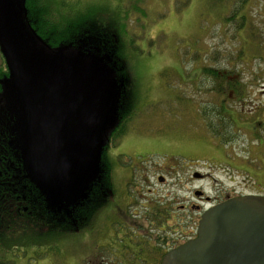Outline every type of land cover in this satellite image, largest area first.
Wrapping results in <instances>:
<instances>
[{
	"label": "rangeland",
	"instance_id": "1",
	"mask_svg": "<svg viewBox=\"0 0 264 264\" xmlns=\"http://www.w3.org/2000/svg\"><path fill=\"white\" fill-rule=\"evenodd\" d=\"M66 1L72 4L71 0ZM73 1V11L76 14L92 10L98 13V20L101 19L103 25L106 19V23L112 28L116 6L124 0ZM26 2L27 0H7L5 7L12 30H16V37L27 32L30 43H25L20 48L25 54L30 48H34L36 42L33 32L30 29L20 30V25L27 22L31 9L40 13V8L31 7L34 2L31 1L29 6ZM127 2L129 6L139 3L147 16L141 15L140 10L132 12L127 30L134 36L133 45L127 39L124 52L118 54L114 51L113 55L110 52V62L101 65L98 70L111 95L117 93L118 97L120 90L118 103L121 102L122 110L125 112L129 107L136 110L127 131L116 139L118 145L110 150L117 155L118 166L116 165L115 170L118 182L134 178L138 185L133 188L137 182L134 183L132 190L135 194L139 193L135 201L146 198L159 206L170 203L176 211L183 204L196 202L201 205L194 199L196 190L214 197L231 185L237 184L238 190L245 189L241 177L236 176L235 182L231 181L227 166L220 165L222 160L227 162L226 158L212 153L215 145L206 138L210 131L208 125L215 123L212 109L219 107L221 94L212 91V77L203 70L200 72L199 67L224 68L227 72L240 73L244 86L248 85V103H262L264 107V0H245V5L244 0ZM242 21L246 26L239 33L237 29ZM250 36L257 41L254 43ZM38 44L41 47L36 49L41 57L50 61L69 60L79 64L91 61L85 55L86 46L77 49L73 45L56 47L46 42ZM117 122H120L119 116L111 115L105 125L106 139H109L108 134ZM202 129L205 131H202L204 135L201 138ZM129 168H136L133 176ZM196 172L204 174L205 178H194ZM145 173L149 176L148 181L145 180ZM158 175L164 180L160 181ZM212 176L218 178L219 182L215 184ZM127 186L128 184H122V187L116 185V190L112 188L107 191L99 201V212H95L89 229V217L81 223L87 230V238L94 234L96 239L100 252L94 257L95 260L104 259L105 263H117L118 257L115 254L116 250H120L117 244L121 248L129 245L127 238V242L120 237L117 239L115 235L111 236V232L102 241L97 237L101 230L104 231L103 219L117 201L116 198L124 195ZM137 204L128 207V211L131 213L133 209L142 210V206ZM179 211L181 220H184V232H195L199 214L192 209L187 212ZM125 220L132 221L129 218ZM111 221L112 219L106 222L112 226ZM174 223L175 221H170V224ZM118 228L115 234L122 237L126 231L125 225H119ZM78 230L83 233L81 227ZM31 234L20 236V245L17 239L16 244L20 247L9 251L8 264H83L82 259L89 252L77 250L71 254L73 243H69L67 239L65 242L63 238L58 241L56 252L46 250L44 239L39 238L40 233ZM84 235H74V239ZM95 251L97 250L93 249L89 254L93 255ZM118 253L120 252L117 251ZM126 255L129 256L127 261L131 262L133 255L128 252Z\"/></svg>",
	"mask_w": 264,
	"mask_h": 264
},
{
	"label": "flooded vegetation",
	"instance_id": "2",
	"mask_svg": "<svg viewBox=\"0 0 264 264\" xmlns=\"http://www.w3.org/2000/svg\"><path fill=\"white\" fill-rule=\"evenodd\" d=\"M5 14L8 21L6 10ZM29 29L33 32L36 43L26 54L20 48L23 44L30 43L27 32L16 37V30L14 32L11 29L17 51L25 69L32 73L46 72L41 70L46 62L36 49L41 47L38 43H43L39 30L29 20L20 25V30ZM0 53V264H8L9 251L20 247V236L31 234L33 231L41 235L43 220L47 215L51 214V218L55 219L56 204L53 198L58 194V179L42 168L31 155L27 106L19 95L14 73L1 41ZM225 73L229 79L227 89L217 92L214 86L212 87V91L221 94V103L218 108L212 109L215 123L208 125L210 131L209 137L206 138L215 145L212 153L226 158L227 162L222 160L220 165L227 166L231 181L235 182L236 176L241 177L245 189L238 190L237 184L231 185L214 197L196 190L194 199L201 205L196 202L183 204L179 210L187 212L192 209L199 214L198 222L208 208L229 198L245 195L264 197V107L262 103H248V85L244 86L240 73ZM202 131L205 130H201V138ZM104 136L103 130L102 137ZM106 154L117 160L116 153ZM135 169L129 168L131 175ZM145 174V180L148 181L149 176ZM194 178L202 180L205 175L196 172ZM158 179L164 180L160 175ZM212 180L215 184L219 182L214 176ZM135 203L143 209H133L132 216L125 211L124 215L133 220L131 232L126 231L129 234V245L126 246L133 259L131 262L125 261V264H161L169 250L196 236L194 231L184 232V220H181L180 211H176L174 205L169 203L159 206L146 198L133 200L132 205ZM172 220L175 221L173 225L170 224ZM179 220L182 222L179 223ZM17 239L19 245L16 244ZM108 244L114 247L113 244ZM117 246L121 251V246Z\"/></svg>",
	"mask_w": 264,
	"mask_h": 264
},
{
	"label": "water",
	"instance_id": "3",
	"mask_svg": "<svg viewBox=\"0 0 264 264\" xmlns=\"http://www.w3.org/2000/svg\"><path fill=\"white\" fill-rule=\"evenodd\" d=\"M6 6L0 0V41L27 106L31 155L57 179L71 182L109 141L102 131L106 135L111 115L120 119V90L118 97L106 90L98 73L104 58L85 46L77 49L85 47L89 63L44 59L46 72L25 69ZM161 264H264V197L237 196L208 208L196 237L169 250Z\"/></svg>",
	"mask_w": 264,
	"mask_h": 264
},
{
	"label": "trees",
	"instance_id": "4",
	"mask_svg": "<svg viewBox=\"0 0 264 264\" xmlns=\"http://www.w3.org/2000/svg\"><path fill=\"white\" fill-rule=\"evenodd\" d=\"M31 1L34 2L31 7L35 6L40 8V13L36 9H31L30 15H28L27 18L29 22L34 23L36 28L39 30L41 39L44 40L43 42L56 47L57 45L58 47L69 45L76 47H89L94 53L103 56L104 63L110 62V52L112 55L115 54L114 51L118 54H122L124 52V43L127 39L131 40L133 45L134 36H131L127 30L128 19L132 17V12L140 10L139 13L141 15L147 16V12H145L144 8H141L139 3L135 5L130 4L129 6L127 0H124L120 3V5L116 6V13L113 18L114 25L110 28L109 24L106 23V19H104L103 25L101 19L98 20V15H96L98 13L94 11L92 12V10H90L89 13L80 11L79 14H76V11H73L75 5L73 0H71L72 4H69L66 0H27V6L31 4ZM246 3L247 2L244 0L243 4L245 5ZM56 13L57 16L55 17ZM245 26L246 23L242 21L237 31L240 33L243 31ZM124 32L126 34H124ZM250 37L254 43L257 41V39L252 38V36ZM254 37H257V35ZM254 43L252 46H254ZM246 46L247 45L245 44V47ZM242 51L244 52V50ZM229 62L232 61L229 60ZM223 69L224 68H212L209 66L205 68L199 67L200 72L203 70L207 72L210 77H212V83L217 92L227 89V82L229 79L225 73L226 71ZM135 111L136 110L133 107H129L125 112L122 110V113L120 114V122L109 135V141L107 140L103 147V154L97 153L92 162H90L86 168L80 170L71 182H68L63 178L58 179V194L57 197L54 196L53 198V201L56 204L54 209L56 217L55 219H52L51 217L53 215L48 214L43 220L44 226L40 231L41 235L39 238L44 239V249H51L56 252L58 248V241L63 238L65 239V242L67 239L69 243H73L74 247L70 252L71 254L77 250H88L89 252H92L93 249L97 250L93 255L88 252L82 259L83 264L116 263H105L103 261L104 259L95 260L94 257H97L96 255L100 252L98 245H96V239L94 238V234H90L89 239L87 238V230L81 225V223H83L84 219L89 217L90 224L87 227V229H89L93 223L92 218L94 217L95 212H99V201L107 193V191L112 188L116 190V185L122 187V184H124V186L128 184L124 195L120 198H116L117 201L111 207L105 219H103L104 231L101 230V234L97 236L102 241V239L107 235L109 236V233L111 232V236L115 235L117 239L120 237V239L122 238L123 241L127 242L126 238L129 236L127 232L131 231L130 227L133 224V220L129 216V219L132 221L127 222L124 215L125 211H127V214L132 216V212L130 213L128 211V207L132 206V201H135L138 198L139 193L137 192V189V194H135L132 190V185H134V183L136 184L137 180H134L133 178V180L130 179L129 181L128 179L126 182L122 181V183H119V180L117 179L118 173L116 174L115 170L117 160H115L112 155L106 153L111 152V148L118 145V143H116V139L127 131L129 121L133 117ZM63 185L65 189L63 188ZM137 185L138 184H136L133 188H136ZM110 219H112V226L108 225L106 222H109ZM119 225H125V229L127 231L124 232L122 237L115 234L117 229H119ZM78 227L82 228L85 235L82 238L74 239V235L79 236L83 234L78 230ZM65 245L67 246L66 243ZM61 248L63 250V246H61ZM64 250L66 249L64 248ZM119 252L120 253L115 254L118 257L116 258L117 263L125 264V261H127V258L129 257L126 253L128 252L131 254L128 246H123ZM68 257L69 256H67V258ZM128 261L130 262V260Z\"/></svg>",
	"mask_w": 264,
	"mask_h": 264
}]
</instances>
